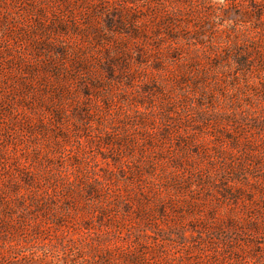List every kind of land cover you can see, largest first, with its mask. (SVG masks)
Returning <instances> with one entry per match:
<instances>
[{
	"label": "rangeland",
	"instance_id": "374dc122",
	"mask_svg": "<svg viewBox=\"0 0 264 264\" xmlns=\"http://www.w3.org/2000/svg\"><path fill=\"white\" fill-rule=\"evenodd\" d=\"M0 264H264V0H0Z\"/></svg>",
	"mask_w": 264,
	"mask_h": 264
}]
</instances>
